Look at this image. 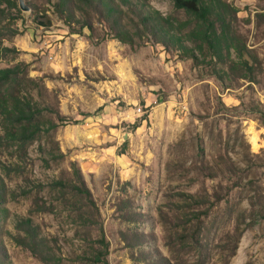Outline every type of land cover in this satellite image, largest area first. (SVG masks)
Instances as JSON below:
<instances>
[{
  "label": "rangeland",
  "instance_id": "374dc122",
  "mask_svg": "<svg viewBox=\"0 0 264 264\" xmlns=\"http://www.w3.org/2000/svg\"><path fill=\"white\" fill-rule=\"evenodd\" d=\"M12 1L0 39L17 51L0 66L22 62L44 118L56 121L54 109L66 121L26 151L0 147V264H45L10 236L19 217L40 225L62 264H99L88 260L95 249L109 264H264V0H228L260 60L254 80L198 65L145 31L121 41L92 11L82 27L55 0H26L29 11ZM147 2L186 18L172 0ZM133 19L123 24L134 33ZM76 168L96 204L81 200L87 226L72 209L80 198L64 202L50 187L79 181ZM37 196L54 212L32 211Z\"/></svg>",
  "mask_w": 264,
  "mask_h": 264
},
{
  "label": "trees",
  "instance_id": "16d2710c",
  "mask_svg": "<svg viewBox=\"0 0 264 264\" xmlns=\"http://www.w3.org/2000/svg\"><path fill=\"white\" fill-rule=\"evenodd\" d=\"M177 9L183 10L185 19L165 16L160 11L149 7L147 0H55L56 10L65 17L81 23L82 27H92L84 16L92 11L105 21L115 38L124 42H133L134 34L141 36L142 31L148 32L157 42L167 49H175L180 54L192 58L198 65L212 64L227 66L229 71H239L247 79L254 80L256 66L260 60L240 37L237 29L238 8L228 0H172ZM16 3L12 0H0V22L5 17L6 7ZM80 12L82 17L77 16ZM264 21V13H258ZM137 17L142 29L131 32L125 28L123 21ZM42 25L46 23L42 22ZM136 25V24H135ZM1 34V33H0ZM15 47L4 45L0 39V56L6 57ZM22 62L14 66H0V117L3 134L0 135V147L26 151L27 145L39 135L49 134L60 124H65V117L51 109L56 121L45 119L44 112L49 108L41 106L32 93L35 79L28 78ZM221 68V67H220ZM221 76L228 74L223 67ZM31 83L32 85L30 86ZM52 158H56L52 151ZM57 156H62L58 154ZM11 165L4 164L5 169ZM79 181L54 180L50 187L59 192L64 202H71L67 194L72 193L77 198L73 203L80 213L82 224L87 226L88 216L82 214L81 200L86 199L88 206L96 208L92 195L83 181L82 171L75 170ZM5 183L0 178V198L3 196ZM30 190L24 188V193ZM80 205L78 206V204ZM32 211L54 212L51 204L42 197L34 198ZM18 231H8L18 245L28 249L45 264H62L63 258L56 253L51 241L32 217H19L15 223ZM103 241V239H102ZM104 242V241H103ZM104 245V244H103ZM107 246V243L106 245ZM89 261L99 264H109L105 250L95 249L88 257Z\"/></svg>",
  "mask_w": 264,
  "mask_h": 264
},
{
  "label": "water",
  "instance_id": "95a60500",
  "mask_svg": "<svg viewBox=\"0 0 264 264\" xmlns=\"http://www.w3.org/2000/svg\"><path fill=\"white\" fill-rule=\"evenodd\" d=\"M19 6L24 11H29L31 7L26 3V0H19Z\"/></svg>",
  "mask_w": 264,
  "mask_h": 264
}]
</instances>
